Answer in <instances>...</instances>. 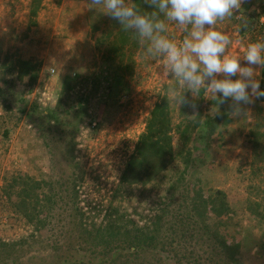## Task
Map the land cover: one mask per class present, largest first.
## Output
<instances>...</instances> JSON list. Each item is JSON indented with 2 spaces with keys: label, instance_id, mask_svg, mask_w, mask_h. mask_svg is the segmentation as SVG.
I'll return each mask as SVG.
<instances>
[{
  "label": "rangeland",
  "instance_id": "1",
  "mask_svg": "<svg viewBox=\"0 0 264 264\" xmlns=\"http://www.w3.org/2000/svg\"><path fill=\"white\" fill-rule=\"evenodd\" d=\"M89 2L0 0V61L18 53L37 63L31 83L26 75L17 79L12 70L0 71V264H53L74 256L87 260L85 264H115L108 258L128 255L121 246L105 252L98 242L91 246L90 236L85 239L87 232L77 227L75 202L91 236L94 227L105 221L108 203L118 205L138 225L150 223L155 213H161L159 208L165 209L158 224L161 242L141 246L135 257H128L130 264H264V220L243 210L244 199H228L235 214L218 220L202 217L199 206L192 207L189 185L177 190L172 202L162 201L165 192L155 179L114 194L154 102L165 95L177 119L176 104L169 97L174 79L178 81L174 76L161 77L163 58L148 57L147 44L142 46L137 36V44L128 43L123 51L109 46L121 25L104 14L102 6L89 9ZM126 3L131 5V0ZM165 22L164 35L181 43L187 34L174 22ZM216 29L230 36L227 54L240 56L245 66L247 45L264 43V0H244L240 13L234 11L233 17L218 21ZM115 62L124 65L119 75L126 90L117 93L116 104L103 105L97 102L102 77L113 73ZM254 67L258 79L261 68ZM65 74L72 84L67 94L60 93ZM118 84L111 85L110 93ZM79 93L85 97L82 109L75 101ZM243 107V115L214 135V148L192 149L186 181L264 200V101ZM186 142L182 144L188 147ZM18 171L41 183L37 192L43 215L37 229L15 214L1 190L9 175ZM49 191L54 197L50 204L43 198ZM215 226L226 239L224 248L210 238L208 231Z\"/></svg>",
  "mask_w": 264,
  "mask_h": 264
},
{
  "label": "trees",
  "instance_id": "2",
  "mask_svg": "<svg viewBox=\"0 0 264 264\" xmlns=\"http://www.w3.org/2000/svg\"><path fill=\"white\" fill-rule=\"evenodd\" d=\"M132 4H135L137 9L141 12H151L153 10L149 5L145 4L143 0H131V5ZM135 36L133 32L124 30L121 25L113 35L109 46L117 52L123 51L126 44H137V37ZM113 66V70L111 71L113 73H105L102 77L105 81L102 82L104 86L100 94L101 97L98 98L97 102L103 105L104 103L107 105L116 104L118 98L117 93L121 90H126L122 76L119 75L120 68L121 70L124 69V65L115 62ZM10 70L15 73L17 79H20L22 75H26L27 82L31 83L37 75V63L17 53L14 58L7 62H5V60L0 61V71L2 73H10ZM92 79L93 82L96 83L99 81L97 77H93ZM70 81L71 78L68 74L63 75L60 93L67 94L69 92L68 90L72 86ZM115 81H119L120 84L116 86V91L114 93H110V87ZM258 81L261 89L264 90V68L260 69ZM174 82L176 84L172 86L176 89L178 83L175 79ZM185 94L189 99H192L191 92L186 90ZM197 95L199 97L195 98V103L197 105L195 111L198 114H193L194 110L187 106L179 108L176 106V120L172 115L168 105V98L165 95L154 102L149 110L144 128L137 136L133 151L126 160L124 168L120 173L119 182L114 190V194L116 195L119 190L125 189L126 187L127 189L125 190H129L128 187L133 184H144L147 181L155 179L157 183L163 186L165 192L162 201L168 199L169 202L175 201V192L180 190L182 186L189 185L188 188L191 192L189 202L193 208L199 206L201 209L199 214L202 217H212L220 220V218L226 217L228 214H235L234 210L229 205L228 199L232 201L244 199L243 210L264 220V200L261 198H249L246 196L244 198L242 194L228 193L226 190L220 188H202L197 184L196 180L186 181V175L190 174L188 169L190 165L188 163L192 149L199 146L203 148L206 147L207 149L214 148L212 147L214 135L220 133V128L234 118L231 111H229L231 107L229 105L224 106L223 104H218L217 98L213 97L204 88H202ZM83 100H85V97L82 93L75 95V101L78 102L81 109L83 108ZM259 100L264 101V97ZM227 102H231V100L229 99ZM217 110H219V115L215 114ZM82 112L87 114L85 110ZM50 113H52V110L47 111V114L50 115ZM7 131V129L2 130V132ZM183 139L188 141V147L186 145L187 142L185 140L183 141ZM183 142L186 143L182 144ZM181 145L185 147L182 148ZM200 160L201 159H199V161ZM9 176V181L4 182L2 185V193L11 202L15 214L17 213L22 216L34 229H37L39 227L38 221L43 215L39 207L37 192L41 186L40 181L21 171L12 173ZM43 198L47 201L49 200L48 204L54 199L50 191L45 193ZM164 205L168 204H163L161 206ZM72 210L79 212V220L76 222L77 227L81 228L82 233L87 232L85 239L87 236H90L87 239L91 246L93 244H95V246L101 244V247L105 249L104 252L106 250H114L113 245L116 247L121 246L120 248L126 249L128 255H121V253L118 252L120 255L108 258V260L114 261L115 264H130L128 257L136 256L140 249L143 250L141 246L149 244L155 245L161 242L157 239V234L159 232V219L161 213L165 210L163 207L159 208L161 213L157 212L154 214L155 217L150 223L144 222L142 225H138L133 219L127 217V214H125L118 205L108 203L102 217L105 221L94 227L95 235L92 236L90 235L89 229L87 230L85 222L81 220L83 212L79 211L76 202ZM47 213L48 212H46V214ZM89 224L92 225L93 221H89ZM208 232L214 244L219 245L221 248L227 245L226 239L218 226L209 229ZM95 242L98 243L96 244ZM13 244L14 243L11 245ZM78 245H80L79 242L77 243V246ZM68 246H71L69 241ZM77 246L72 245L74 249L80 248H77ZM94 248L93 246V249ZM120 256L123 258L117 259ZM66 258L67 257H63L59 261L60 264H85L87 262V260L83 261L81 257L76 256L73 258ZM59 262H54L53 264H58Z\"/></svg>",
  "mask_w": 264,
  "mask_h": 264
},
{
  "label": "clouds",
  "instance_id": "3",
  "mask_svg": "<svg viewBox=\"0 0 264 264\" xmlns=\"http://www.w3.org/2000/svg\"><path fill=\"white\" fill-rule=\"evenodd\" d=\"M153 10L141 12L126 0H90V8L103 7V13L119 21L124 30L133 32L141 45L147 44L148 57L163 58L162 78L176 77L179 89H172L170 99L176 106H187L196 113L195 98L204 88L218 104L231 100L232 116L245 113V105L264 97V90L256 78L254 66L264 68V43H249L243 59L228 55L230 36L217 30L218 21L239 12L244 0H143ZM163 17V18H162ZM165 21L174 22L186 33L181 43L170 40L164 33ZM242 27H247L245 22ZM219 77V78H218ZM232 77H236L233 79ZM189 91L192 99L185 94ZM219 115V110L215 112Z\"/></svg>",
  "mask_w": 264,
  "mask_h": 264
},
{
  "label": "crops",
  "instance_id": "4",
  "mask_svg": "<svg viewBox=\"0 0 264 264\" xmlns=\"http://www.w3.org/2000/svg\"><path fill=\"white\" fill-rule=\"evenodd\" d=\"M52 32L58 33V31H57V30H56V31L52 30Z\"/></svg>",
  "mask_w": 264,
  "mask_h": 264
},
{
  "label": "built area",
  "instance_id": "5",
  "mask_svg": "<svg viewBox=\"0 0 264 264\" xmlns=\"http://www.w3.org/2000/svg\"><path fill=\"white\" fill-rule=\"evenodd\" d=\"M50 71H52V68H50Z\"/></svg>",
  "mask_w": 264,
  "mask_h": 264
}]
</instances>
